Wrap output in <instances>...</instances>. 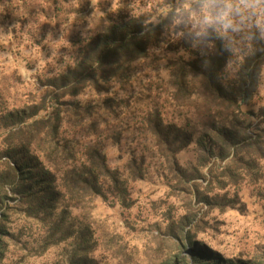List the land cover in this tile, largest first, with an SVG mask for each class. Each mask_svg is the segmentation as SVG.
I'll use <instances>...</instances> for the list:
<instances>
[{"label": "rangeland", "instance_id": "obj_1", "mask_svg": "<svg viewBox=\"0 0 264 264\" xmlns=\"http://www.w3.org/2000/svg\"><path fill=\"white\" fill-rule=\"evenodd\" d=\"M120 1L0 0V264H80L81 256L96 264H190L191 243L223 260L262 264L264 147L232 149V158L220 160L194 136L172 160L158 153L142 125L145 108L158 107L165 124L184 130L190 115L169 101L165 61L146 60L138 72L149 70L147 77L123 88L60 96L62 89L52 86V79L76 64L92 29L115 16ZM166 1L129 4L147 17L149 6L155 10ZM196 1L173 0L185 7ZM159 14L160 9L150 19ZM252 27L264 34V13L257 10L244 18L242 31L223 35L231 44L232 78ZM106 98H113V112L102 109ZM29 107L34 109L28 113L38 110L33 117L8 116ZM56 111L61 121L54 161H34L51 168V195L20 204L7 177V166L14 165L1 148L11 132ZM240 112L247 132L264 129V66L251 102ZM49 144L37 142L33 154ZM85 146L105 157L98 194L76 193L75 171Z\"/></svg>", "mask_w": 264, "mask_h": 264}, {"label": "trees", "instance_id": "obj_2", "mask_svg": "<svg viewBox=\"0 0 264 264\" xmlns=\"http://www.w3.org/2000/svg\"><path fill=\"white\" fill-rule=\"evenodd\" d=\"M131 1L134 0H121L115 16L102 19L87 35L76 64L51 80L54 89H62L59 95L78 96L90 90L102 92L107 86L119 85L123 88L139 76L147 77L149 70L142 71L143 74L138 72L146 60H163L169 77V101L190 115L185 119L188 129L184 130L165 124L158 107L145 108L142 125L157 146L158 153L168 155L172 160L175 152L186 147L194 136L196 144L208 145L209 154L220 160L232 158V149L264 147V129L257 127L247 132V126L240 118V107L251 102L264 66V34L261 30L254 27L249 30V45L232 78L227 74L231 44L225 37L218 38L214 33L211 40L201 41L189 35L195 24L191 10L198 0L188 7L176 5L173 0L163 2L155 10L149 6L147 17L134 13L129 4ZM158 9L160 14L152 21L150 17ZM177 20L181 22L177 23ZM155 50L163 52V55L154 57L152 51ZM169 53L172 58L167 57ZM55 83H61V86H54ZM101 107L113 112L116 106L113 98H106ZM30 108L33 107L16 110L8 116L12 119L17 116L33 117L38 110L28 113ZM60 121L58 111L33 120L28 126L11 132L1 148L3 155L14 165L7 166V177L13 183L12 192L20 204L31 206L30 203L42 200L40 196L51 195L52 170L34 161L37 159L38 162L39 157L49 164L54 161ZM43 140H48L53 146L49 144L48 150L38 154L40 156L33 154V151L37 152L36 143ZM176 145L179 147L175 148ZM66 155L70 152L66 151ZM105 169V157L96 149L85 146L82 162L77 164L76 171L73 170L76 172V193H100L97 176ZM49 204L53 205L50 201ZM180 233L189 240L188 231L181 230ZM1 235L0 230V239ZM191 244L190 264H256L252 261L223 260L204 246L193 247ZM79 262L96 264L84 256Z\"/></svg>", "mask_w": 264, "mask_h": 264}, {"label": "clouds", "instance_id": "obj_3", "mask_svg": "<svg viewBox=\"0 0 264 264\" xmlns=\"http://www.w3.org/2000/svg\"><path fill=\"white\" fill-rule=\"evenodd\" d=\"M257 10L264 13V0H243L242 3L235 0H198L191 10L195 24L189 35L208 41L214 33L218 38L227 33H238L244 26V18L250 19Z\"/></svg>", "mask_w": 264, "mask_h": 264}]
</instances>
